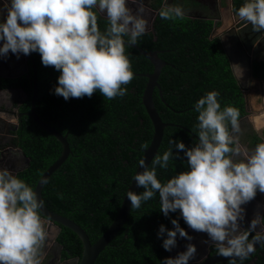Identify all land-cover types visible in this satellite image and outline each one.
<instances>
[{"label": "clouds", "instance_id": "obj_1", "mask_svg": "<svg viewBox=\"0 0 264 264\" xmlns=\"http://www.w3.org/2000/svg\"><path fill=\"white\" fill-rule=\"evenodd\" d=\"M129 4L136 5L135 11ZM2 7L0 57L7 58L9 52L17 59L20 54L39 53L43 66L59 71L53 94L65 101L90 98L97 90L109 100L127 95L134 73L125 49L147 31L143 0H4ZM234 14L252 31L264 30V0H243ZM158 15L175 21L186 13L179 4L163 0ZM100 17L107 21L103 30ZM218 97L220 93L212 90L195 102L198 139L191 147L169 139V148L156 153L150 164L145 158L138 161L142 171H136L132 180L143 191H127L126 196L131 209L158 196L164 217L179 210L189 228L206 233L216 253L230 258L228 264H244L255 254V245L264 247V218L257 215L247 230L240 229L242 205L257 192L264 193V142L242 152L239 110L222 108ZM180 152L187 158V170L159 179L158 169L167 170L175 159H182ZM43 207L31 186L0 168V264H42L41 248L48 236ZM170 222L171 230L161 224L157 232L158 239L166 236L161 245L165 251L176 247L177 236L192 239L178 219ZM257 225L261 230L252 234ZM185 248L160 264H189L196 247L189 243Z\"/></svg>", "mask_w": 264, "mask_h": 264}, {"label": "trees", "instance_id": "obj_2", "mask_svg": "<svg viewBox=\"0 0 264 264\" xmlns=\"http://www.w3.org/2000/svg\"><path fill=\"white\" fill-rule=\"evenodd\" d=\"M163 0L154 7L162 8ZM178 4V3H176ZM183 8V5H180ZM241 6L240 1L235 8ZM107 24L100 17L101 30ZM213 22L184 17L182 20H162L158 13L153 30L139 38L137 46L143 50L159 51L158 56L168 65L158 77L159 89L153 92L154 106L164 129L157 150L162 154L169 148V139L180 140L191 147L196 136L195 102L206 92L216 90L223 108L230 105L245 115L244 98L232 72L229 60L217 37L210 38ZM134 78L126 87L127 95L114 99L94 92L89 98H69L53 94L59 71L43 66L39 53H30L37 74V93L34 111L45 123L66 135L69 155L48 178L41 190L44 205L52 212L78 224L94 243L113 221L128 185L135 173L143 150L149 145L153 126L142 104V95L152 64L136 49L126 47ZM29 57V71L16 79H0V88L21 87L28 96L25 110H29L33 88V69ZM254 76L264 77V64L254 63ZM264 133V131H263ZM254 144L260 138L252 135ZM15 144L29 159V165L17 172L33 189L42 173L59 157L61 144L41 129L30 117H23L15 135ZM173 152L176 149L173 148ZM175 159L167 170L158 169L162 181L187 170L186 157ZM139 188L137 194L142 192ZM171 219H178L185 230L188 226L179 210L166 218L159 211V198L131 209L122 228L99 254L95 264H160L170 258V251L162 248L166 236L157 238L159 226L171 230ZM251 237V236H250ZM63 259L80 258L82 243L70 229L60 226L55 237ZM216 251V250H214ZM213 252V251H212ZM211 252V254H212ZM244 264H264V247H259ZM218 264H228V261Z\"/></svg>", "mask_w": 264, "mask_h": 264}, {"label": "water", "instance_id": "obj_3", "mask_svg": "<svg viewBox=\"0 0 264 264\" xmlns=\"http://www.w3.org/2000/svg\"><path fill=\"white\" fill-rule=\"evenodd\" d=\"M149 2H150V0H143V4L145 7L144 15H145V17L150 16V23L147 26L146 32L153 30V22L156 18L158 11H159V10H155V9L151 10V7L149 6ZM129 7H131L133 9V11H135V9H136V5H134V4H129ZM185 16L190 17V18L210 19V18H207L205 16H194V15H190V14H186ZM232 27H233V29L236 30V33L239 35V37L242 40V43H244V45L247 43L250 47H252L254 45H257V46L261 45L264 47V30H262L260 32H254V31H252L251 26L245 27V25L241 21H236V23ZM217 36H219L218 35V27L214 23L210 38L217 37ZM130 47L136 49L143 57H145L147 60H149V62L153 66V70L151 73H146V74L142 75L143 77H145L147 79L146 84H145V88L143 91V95H142V104H143V106L146 110V113H147V115H148V117L152 123L153 135H152V139H151L148 147L143 150V154H142L140 160L145 158V163L150 164L151 159L157 153V150L159 148V145H160V142H161V139L163 136L164 129L167 126L171 125L169 123H165L162 121V119L160 118V116H159V114H158V112L154 106V102H153L154 89L155 88L159 89L158 82H157L158 77L161 73L162 68L168 64H167V62L163 61L158 56L159 51H155V50L146 51V50L139 48L137 45H131ZM224 52H225V54L229 60V57H228L226 51H224ZM30 59L32 62V69H33V76H32L33 88H32V97H31V101H30V108H29V112L27 113V116H29L34 121V123L36 125H38L41 129H43L44 131L49 133L51 136H53L61 144V147H62V151H61L59 157L42 173V175L39 177V179L35 185V188L33 189L37 193V198L42 199L41 190L45 184L42 181L44 179L48 180V178L61 166V164L68 157L70 150H69V146H68V143L66 140V135H62L61 133H59L53 127H51L47 123L43 122L35 114L34 107H35L36 93H37V74H36L35 66H34L33 59L31 56H30ZM229 63L231 65L230 60H229ZM231 69H232V65H231ZM232 72H233V70H232ZM235 78H236V76H235ZM236 80H237V78H236ZM237 84L242 91L243 98H244L245 111H247V103H246L247 99H246L245 88L239 83L238 80H237ZM159 95L161 96L160 89H159ZM244 120H245V116L241 117L238 120L239 127H241ZM18 151H20V150L18 149ZM21 156L25 160L26 165H29L28 158L22 152H21ZM136 171L139 172V171H142V169H140L139 166L137 165L135 172ZM139 188L140 187H137L135 181L131 179V181L128 185V188L126 190V193H127V191H132V192L137 194ZM126 193L123 197L121 205H120L113 221L108 226V228L103 232V234L94 243H91L86 232L78 224H76L75 222H73L69 218H66L64 216H61L57 213L50 211L45 205L41 209L42 219L47 220L49 225H54L57 233L60 230V226H64V227L70 229L72 232H74L78 236V238L80 239V241L82 243V253H81L80 258L75 257V258L70 259V261H72L73 264H95V261L97 260L99 254L107 247V245L110 243V241L120 231V229L122 228L124 222L126 221L128 215L130 213V210H131V204H130V201L127 199ZM252 204H253V202L251 200L247 204L242 205V207L244 208V219H243V221L250 222L251 217L248 215V211H249V209L252 208ZM263 218H264V212H263ZM242 222H240V224H242ZM248 225H250V223ZM248 228H249V226L246 227L245 229L240 227L241 230H247ZM191 230L192 229L189 227H187L185 229V231L187 232L188 235H189ZM254 232H258V231L254 230ZM195 235L196 234H194V236H193V239H194V237L196 238L195 243L198 240L199 241L202 240V237L200 235H196V236ZM202 236H204V238H203L204 242L201 244L200 247H196L195 256L193 259H191L189 261V264H218L220 262H225V261H228L230 259V258L222 257V256L218 255L217 253L209 254L208 247L210 245H214V244L209 240L207 234L202 235ZM188 242L190 244L194 245L192 240H186V239H183V238H180L179 236H177V245L175 248H173L170 251V258H175L177 253H180L182 247L186 246ZM255 248L257 251L259 248V245H255ZM250 259L252 262H254L253 255H251Z\"/></svg>", "mask_w": 264, "mask_h": 264}, {"label": "flooded vegetation", "instance_id": "obj_4", "mask_svg": "<svg viewBox=\"0 0 264 264\" xmlns=\"http://www.w3.org/2000/svg\"><path fill=\"white\" fill-rule=\"evenodd\" d=\"M156 0H150L149 6L152 9L159 10L160 8L154 7ZM237 1L243 3V0H168V3H178L183 5V9L186 14L194 16H205L211 20L213 24L217 23H230L231 30L236 33V30L233 29V25L236 21H239L234 14L235 4ZM4 0H0V22L3 21L5 12L3 10ZM163 7V1L161 4ZM187 17V16H186ZM150 23V16L145 17ZM190 18V17H189ZM200 19V18H192ZM231 31V32H232ZM238 42L242 43L239 35ZM217 38L220 40V43L223 48V43L219 36ZM226 42V41H225ZM244 45V43H242ZM247 50L255 48L257 51L264 52L263 46L254 45L250 47L247 43L244 45ZM224 50V48H223ZM225 51V50H224ZM29 55L20 54L17 59L16 55H13L9 52L7 58L0 57V79H16L21 75H25L29 71ZM32 66V63H31ZM28 102V96L21 87H5L0 88V168H7L13 175H16L17 172L23 170L26 165L25 160L21 156V149L15 144V135L18 130L19 124L23 117L27 116L29 110H25ZM246 115V114H245ZM244 115V116H245ZM241 131L237 134L239 136V143L242 146V152L244 149L251 150L255 147L252 135L255 134L260 138V142H264V129L256 131L251 122L247 118L243 121ZM18 149L21 151H18ZM23 153V152H22ZM242 158V156L240 157ZM29 160V159H28ZM252 208L249 209L248 215L251 217L250 222L243 221L240 224V227L245 229L248 227L249 223L257 216L263 218L264 212V193L257 192L255 198L252 200ZM45 229L48 232V236L41 248V260L42 264H73L70 259H63L61 257V248L56 244L55 237L57 236L56 228L54 225H49L47 220H45ZM260 225H257L255 231H260ZM194 234L200 235L202 240L195 243ZM252 234H255L253 231ZM189 235L192 237V242L195 247H200L204 242L203 238L206 233L197 232L191 230ZM195 235V236H196ZM251 238V237H249ZM189 243V242H188ZM187 243V244H188ZM185 246L182 247L181 252L185 251ZM215 246L210 245L208 247L209 254L216 253Z\"/></svg>", "mask_w": 264, "mask_h": 264}, {"label": "crops", "instance_id": "obj_5", "mask_svg": "<svg viewBox=\"0 0 264 264\" xmlns=\"http://www.w3.org/2000/svg\"><path fill=\"white\" fill-rule=\"evenodd\" d=\"M216 26L233 73L245 88L247 99L245 119L251 122L256 131L264 129V77L254 76L252 73L254 63L264 64V52L255 48L247 50L241 42H238V37L231 30L230 23H217Z\"/></svg>", "mask_w": 264, "mask_h": 264}]
</instances>
